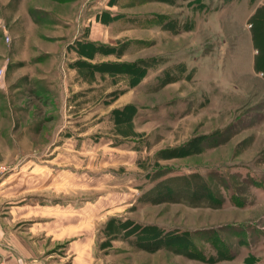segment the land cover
<instances>
[{"label": "rangeland", "instance_id": "rangeland-1", "mask_svg": "<svg viewBox=\"0 0 264 264\" xmlns=\"http://www.w3.org/2000/svg\"><path fill=\"white\" fill-rule=\"evenodd\" d=\"M263 51L264 0H0L4 178L64 151L103 264H264Z\"/></svg>", "mask_w": 264, "mask_h": 264}, {"label": "crops", "instance_id": "crops-1", "mask_svg": "<svg viewBox=\"0 0 264 264\" xmlns=\"http://www.w3.org/2000/svg\"><path fill=\"white\" fill-rule=\"evenodd\" d=\"M258 57H264V51L262 56L255 55L256 60ZM261 65L264 71V61ZM54 149L50 145L46 150L14 155L12 171L0 181V260L103 264L96 261L102 249L95 227L100 211L93 202L70 200L71 190L85 189L86 184L71 182V174L78 170L72 171L60 160L64 151L55 155ZM44 155L46 159L40 160Z\"/></svg>", "mask_w": 264, "mask_h": 264}, {"label": "built area", "instance_id": "built-area-1", "mask_svg": "<svg viewBox=\"0 0 264 264\" xmlns=\"http://www.w3.org/2000/svg\"><path fill=\"white\" fill-rule=\"evenodd\" d=\"M8 172V168L5 165H0V181L4 178L6 173ZM0 264H9L6 260L1 261Z\"/></svg>", "mask_w": 264, "mask_h": 264}]
</instances>
